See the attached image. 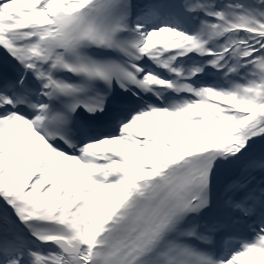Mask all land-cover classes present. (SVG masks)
<instances>
[{"label": "snow or ice", "instance_id": "snow-or-ice-1", "mask_svg": "<svg viewBox=\"0 0 264 264\" xmlns=\"http://www.w3.org/2000/svg\"><path fill=\"white\" fill-rule=\"evenodd\" d=\"M0 264H264V0H0Z\"/></svg>", "mask_w": 264, "mask_h": 264}]
</instances>
